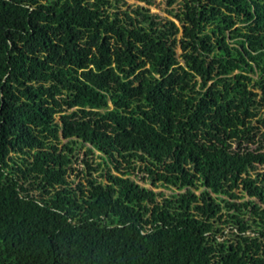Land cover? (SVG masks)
I'll return each instance as SVG.
<instances>
[{
  "label": "trees",
  "instance_id": "16d2710c",
  "mask_svg": "<svg viewBox=\"0 0 264 264\" xmlns=\"http://www.w3.org/2000/svg\"><path fill=\"white\" fill-rule=\"evenodd\" d=\"M0 0V264H264V0Z\"/></svg>",
  "mask_w": 264,
  "mask_h": 264
},
{
  "label": "rangeland",
  "instance_id": "374dc122",
  "mask_svg": "<svg viewBox=\"0 0 264 264\" xmlns=\"http://www.w3.org/2000/svg\"><path fill=\"white\" fill-rule=\"evenodd\" d=\"M163 0H155V4L150 7L152 12H156L160 15H164L163 8L165 7ZM128 3H134L133 0H127Z\"/></svg>",
  "mask_w": 264,
  "mask_h": 264
}]
</instances>
